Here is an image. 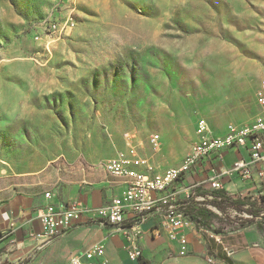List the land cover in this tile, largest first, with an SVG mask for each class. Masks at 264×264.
<instances>
[{"label": "rangeland", "instance_id": "obj_1", "mask_svg": "<svg viewBox=\"0 0 264 264\" xmlns=\"http://www.w3.org/2000/svg\"><path fill=\"white\" fill-rule=\"evenodd\" d=\"M66 20L71 31L46 36ZM263 70L264 0H0V177L25 175L7 180L17 193L61 197L63 181L103 176L127 132L157 170L176 166L199 120L214 136L254 121ZM230 218L220 234L199 233L218 249L208 264L264 256V231L242 228L245 213ZM249 232L259 238L244 243Z\"/></svg>", "mask_w": 264, "mask_h": 264}, {"label": "built area", "instance_id": "obj_2", "mask_svg": "<svg viewBox=\"0 0 264 264\" xmlns=\"http://www.w3.org/2000/svg\"><path fill=\"white\" fill-rule=\"evenodd\" d=\"M72 20L63 24L48 23L44 26L46 36L67 34L74 27ZM38 40L39 37L36 36ZM255 102L259 113L251 124L243 126L228 125L222 136L211 134L205 120H199L196 127L197 141L191 151L176 166L157 170L154 164L142 156L137 150L130 132L124 134L127 148L119 151L114 157L103 164L104 171L122 185L118 195L105 206L92 208L80 203H54V194L47 192L46 205L38 208L36 218L42 226V234L51 241L64 235L75 223L88 217L89 220L101 225L111 226L117 230H130L127 234L130 247L128 256L136 260L137 240L140 231L137 228L149 218L158 220L161 230L165 231L170 241L178 243V255L185 257L190 254L185 231L196 229L185 214V206L190 199L194 186L206 187L210 191H224L222 178L237 177L245 183H258L264 189V70L255 92ZM149 145L158 150L161 136L152 134ZM244 148L248 160L240 158L234 161L224 172L212 176L205 175L195 185L181 184L183 178L192 171L203 169L202 162L212 155L220 159L225 150ZM262 194H260L261 196ZM250 196V195H249ZM258 197V196H256ZM255 197L252 196V199ZM197 200H203L197 197ZM11 229L15 223L11 222ZM213 258L208 261L212 262ZM105 247L95 245L90 249L73 255L66 264H104Z\"/></svg>", "mask_w": 264, "mask_h": 264}, {"label": "crops", "instance_id": "obj_3", "mask_svg": "<svg viewBox=\"0 0 264 264\" xmlns=\"http://www.w3.org/2000/svg\"><path fill=\"white\" fill-rule=\"evenodd\" d=\"M225 157L230 159L229 163L225 162ZM240 158L248 160L244 148L225 150L220 159L212 155L202 162L201 171L199 169L198 172L192 171L187 174L181 184L195 185L203 180L205 175L212 176L214 172L220 174ZM22 176L25 175L8 174L0 177V264H66L73 255L95 245L105 247V264H140L138 259L131 260L128 256L130 244L126 235L131 234L130 230L122 231L104 226L97 221L87 219L88 217L75 223L64 235L54 240L48 241L44 237H37L42 234V226L36 218V211L48 201L45 196L17 193L18 186L7 182L9 179L15 180ZM62 183V196L57 197L54 194L52 200L54 203H80L92 208L107 205L122 189L119 182L106 172L102 176L99 170L88 172L81 181L69 179ZM222 183L224 191L234 198L236 194L237 197L249 195L256 197L258 193L264 194V190H261L263 188L257 182L250 184L242 182L237 177L230 179L223 177ZM201 189L210 191L206 187ZM11 222L15 223L13 229L10 228ZM156 225L158 220L149 218L137 228L141 231L137 240L139 246L137 254L149 264H155L158 259L162 260L161 264H208L205 257L218 260L208 255V245L214 254H217V247L213 249L212 244L203 239L196 229H188L184 232L188 239L190 254L182 258L178 255V243L170 241L165 231L156 228ZM253 238L259 237L249 232L242 239L247 243ZM254 251L255 254L251 252L240 255V264H245L248 256L252 257L253 254L255 264H264L262 251L260 249Z\"/></svg>", "mask_w": 264, "mask_h": 264}, {"label": "trees", "instance_id": "obj_4", "mask_svg": "<svg viewBox=\"0 0 264 264\" xmlns=\"http://www.w3.org/2000/svg\"><path fill=\"white\" fill-rule=\"evenodd\" d=\"M202 197L203 200H197ZM264 196H258L252 199V196L231 197L225 191H206L201 187L194 186L190 199L185 206V214L194 224L196 231H209L214 234H220L221 230L215 228V224L222 220V216L230 218V211L237 214H247L251 218L241 227L245 228L255 223L258 232L264 231ZM257 219L259 221L255 222ZM209 242V241H208ZM210 243V242H209ZM208 255L219 259V254H214L208 245ZM140 264H149L143 257H137ZM224 264H233L230 257H225Z\"/></svg>", "mask_w": 264, "mask_h": 264}]
</instances>
